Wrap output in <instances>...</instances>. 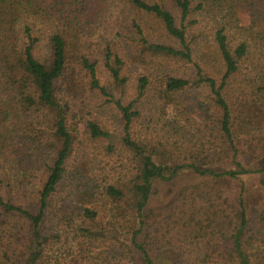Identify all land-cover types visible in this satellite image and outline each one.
I'll list each match as a JSON object with an SVG mask.
<instances>
[{
    "label": "trees",
    "instance_id": "16d2710c",
    "mask_svg": "<svg viewBox=\"0 0 264 264\" xmlns=\"http://www.w3.org/2000/svg\"><path fill=\"white\" fill-rule=\"evenodd\" d=\"M118 3L134 60L159 69L206 47L213 59L190 76L156 69L127 99L126 63L108 44L104 87L84 21ZM135 18L162 36L149 40ZM75 64L112 105L113 130L70 120ZM263 154L264 0H0V162L11 165L0 164V264H264V181L251 193L238 183L264 175L251 168ZM185 171L204 182L147 207L154 182Z\"/></svg>",
    "mask_w": 264,
    "mask_h": 264
},
{
    "label": "rangeland",
    "instance_id": "374dc122",
    "mask_svg": "<svg viewBox=\"0 0 264 264\" xmlns=\"http://www.w3.org/2000/svg\"><path fill=\"white\" fill-rule=\"evenodd\" d=\"M101 10L98 15H95L93 12L90 17H88L84 23L87 25V29L84 32V39L86 45V53L92 60H96L98 64V77L101 84L104 87L109 88L111 86L112 81H110L109 72L105 66V47L109 44L115 50L120 48L118 52L119 55L123 58L126 63V76L130 79L129 85L125 89L124 94L127 96V99L132 97L135 94V87L137 81L144 76H148L149 78H154L157 73L155 72L157 66L154 67L151 58L145 59L142 62L134 60L132 57V50L129 49L127 41H125V32L123 27L121 26V22L124 19L125 15L129 13L127 5L118 3L117 6L109 7ZM98 11V10H97ZM244 13V12H243ZM245 14V13H244ZM93 15H95V19H93ZM131 18H134L133 14H130ZM246 15V14H245ZM247 16V15H246ZM141 25L144 31V34L149 36V40H151L153 34H157L162 36L161 27H158L153 21H149L148 23H143L135 18ZM146 21L148 19H145ZM200 37L198 42L201 44H205L210 39V30H199ZM151 37V38H150ZM236 40H239L236 37ZM203 45L202 47H205ZM210 52L207 47L202 51L200 48H197L194 53L193 61L190 62H182V61H170L168 59L163 58L162 62H158L157 69L159 74H174V75H194L196 72V65H200L201 67L206 66V62H208L207 57H209ZM213 59L210 56V60ZM162 63V64H161ZM210 66V64H209ZM75 74L78 83H81L77 88V93L71 96L72 100V109L70 120H75V122L79 121H89L93 119H97L99 123H104L105 125L112 128V130L116 127L115 115L112 112V105L109 104L107 98L102 96L99 92L91 91L89 88V76L87 72L81 69L78 65H74ZM156 73V74H155ZM153 74V75H152ZM65 91V87L62 88ZM115 96H121V94L112 90ZM66 97V98H69ZM202 100H205V94L199 96ZM84 124V123H83ZM9 129L13 130V133H18L17 131L23 128V118L18 119L17 117H12L8 120L6 124ZM17 130H15V129ZM19 139L17 138L16 141ZM86 155L93 161L96 165V168L100 166L106 167L107 170H110L111 162L107 158H103V156L96 154L93 150L87 149ZM77 162V161H76ZM0 164L5 165L6 167H10L11 165L5 161H1ZM264 166V154L261 156L259 160L254 162L251 165L252 169L261 168ZM264 181V175H253L252 177L244 176L241 177L240 181L245 182L249 186V193L254 192L259 187L257 184L259 182ZM204 178L195 174L194 172L185 171L180 173L178 176H175L171 181H156L154 182V190L153 195L149 200L148 208H164L169 203L176 200L179 196V193L183 191L184 188H187L192 185H196L199 183H203ZM257 185V186H256ZM239 184L235 183L233 186L234 190L238 188ZM73 188V183L67 182L64 187L65 192L70 191ZM64 195V194H63ZM168 260L171 259L172 255L170 253L163 252L161 253Z\"/></svg>",
    "mask_w": 264,
    "mask_h": 264
}]
</instances>
